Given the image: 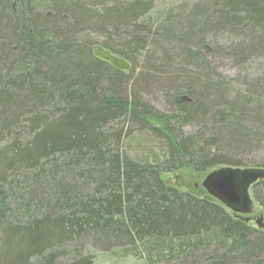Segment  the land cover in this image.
<instances>
[{"label": "trees", "instance_id": "16d2710c", "mask_svg": "<svg viewBox=\"0 0 264 264\" xmlns=\"http://www.w3.org/2000/svg\"><path fill=\"white\" fill-rule=\"evenodd\" d=\"M154 6L0 0V264H264V228L162 178L264 171V0Z\"/></svg>", "mask_w": 264, "mask_h": 264}, {"label": "rangeland", "instance_id": "374dc122", "mask_svg": "<svg viewBox=\"0 0 264 264\" xmlns=\"http://www.w3.org/2000/svg\"><path fill=\"white\" fill-rule=\"evenodd\" d=\"M190 0H154V9L151 11L150 18L155 19L159 13H162L171 6H176ZM94 54L98 58L108 62L110 65L116 68L128 72L130 70V64L123 59L113 55L107 50L101 47L94 49ZM264 56L258 60L252 62V69L255 72V77L259 78L264 74ZM220 73L225 76H230L239 79V69L237 64L233 62H225L224 65H220ZM155 101V98L151 97ZM161 102V101H160ZM157 102V103H160ZM218 169H213L205 173H195L191 170H180L177 172L166 173L162 175L164 182L181 193H188L197 198H204L213 202H218L211 197L203 187L205 179L210 173ZM251 200L253 203V209L251 214L243 215L245 219L249 220V225L253 228H264V210L256 202L252 190L250 191ZM93 264H158L157 262H149L143 255H125L122 252L114 251L110 253L95 252Z\"/></svg>", "mask_w": 264, "mask_h": 264}, {"label": "water", "instance_id": "95a60500", "mask_svg": "<svg viewBox=\"0 0 264 264\" xmlns=\"http://www.w3.org/2000/svg\"><path fill=\"white\" fill-rule=\"evenodd\" d=\"M263 179L264 171L225 168L210 173L203 187L226 209L243 216L251 214L253 203L250 191L253 185ZM247 222H249L248 219Z\"/></svg>", "mask_w": 264, "mask_h": 264}]
</instances>
